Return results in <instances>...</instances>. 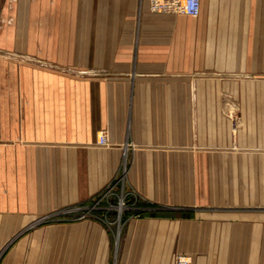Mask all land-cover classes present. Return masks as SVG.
Segmentation results:
<instances>
[{"label": "crops", "instance_id": "crops-1", "mask_svg": "<svg viewBox=\"0 0 264 264\" xmlns=\"http://www.w3.org/2000/svg\"><path fill=\"white\" fill-rule=\"evenodd\" d=\"M78 1L55 8L146 6ZM196 17L195 30L189 18L145 12L134 37H103L100 45L90 38L83 53L77 37L61 39L72 44L45 57L52 68L21 76L23 94L55 96L0 98V264H174L180 254L192 264H264V177L238 182L240 191L230 179V188H213L194 205L188 189L176 192L171 178L145 172L190 169L193 81L214 91L209 104H224L217 95L229 91L231 104L251 107L227 135L224 125L208 134L199 126V167L264 170V0H199ZM130 149L137 211L113 227L93 216L57 219L93 200Z\"/></svg>", "mask_w": 264, "mask_h": 264}, {"label": "rangeland", "instance_id": "rangeland-1", "mask_svg": "<svg viewBox=\"0 0 264 264\" xmlns=\"http://www.w3.org/2000/svg\"><path fill=\"white\" fill-rule=\"evenodd\" d=\"M61 1L64 0H0V98L55 96V91L38 89L26 90L23 94L21 76L23 70H31L34 67L38 69L52 68L46 58L53 57V53L56 51H69V44H72L60 41L61 39L77 37L79 41L74 43L75 50L83 53L86 44H91L86 41L90 38L97 40L93 42L94 45H100L103 43V37H134L139 19L145 12L155 17L189 18L194 29L197 28V17L172 9H152L149 0H137L139 7L142 3L146 5L144 9L122 10L55 8V3ZM80 1H78V5H84ZM170 2L171 0L163 1V5ZM74 75L87 76L84 72ZM224 93L221 96L217 95V97L225 99L224 104L212 105L208 102L214 100V91L198 89L197 83L191 82L189 91L190 169L188 171L181 169L145 171L153 178H171L174 181L173 189L176 192L181 193V188L188 189L191 203L194 205H198L200 196L204 202L203 199L205 197L207 199L211 195L213 188H218L217 195H220L222 187L230 188V179H236L232 187L236 184V188L240 191L244 189L245 184L240 187V185L237 186L238 182L245 183L247 177H254V182H256L257 178L264 177V170H209L199 167L201 165L199 163L203 162V155L198 154L199 126L204 125L208 134L212 130L210 126L213 124L217 127L224 125L223 132L225 131V135H227L228 131H235L240 125L242 115H245L246 110L251 108L238 106L235 103L231 104L226 99L232 95L229 91ZM199 102L202 103L199 104ZM204 102L206 103L203 104ZM223 120L225 122L222 124ZM99 133L104 135L102 131H98L97 135ZM103 145H106V139ZM131 150L121 158L118 168L104 187L96 193L93 200L78 203L71 207L73 208L71 215L62 213L57 219L72 218L79 222L88 216H93L100 222L103 221L105 225L111 224L113 227L123 222L126 213L137 211L141 196L129 182L130 174L133 172L131 166L134 159ZM151 160H155L154 155L151 156ZM175 161L181 162V155L175 157ZM182 177L184 178L183 185L181 184ZM215 178L216 185H218L216 187L211 185ZM219 179L224 180V186L220 185L221 180ZM253 189H257V186H254ZM119 200L122 201V206L119 205ZM111 238L113 243L118 241L117 228L113 229Z\"/></svg>", "mask_w": 264, "mask_h": 264}, {"label": "built area", "instance_id": "built-area-1", "mask_svg": "<svg viewBox=\"0 0 264 264\" xmlns=\"http://www.w3.org/2000/svg\"><path fill=\"white\" fill-rule=\"evenodd\" d=\"M166 0H149L152 9H172L183 14L196 17L199 12V0H171L167 5H163ZM97 143L103 145L105 137L102 133L97 135ZM119 205L122 206V201L119 200ZM174 264H192L190 257L185 255H177L174 259Z\"/></svg>", "mask_w": 264, "mask_h": 264}]
</instances>
